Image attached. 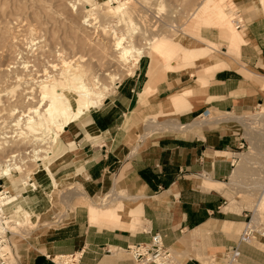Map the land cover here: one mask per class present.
Here are the masks:
<instances>
[{
    "label": "crops",
    "instance_id": "0c3cea01",
    "mask_svg": "<svg viewBox=\"0 0 264 264\" xmlns=\"http://www.w3.org/2000/svg\"><path fill=\"white\" fill-rule=\"evenodd\" d=\"M240 12L251 34L247 62L264 72V0L243 1ZM221 37L231 39L237 49L224 52L226 61L202 70L180 58L172 63L160 59L163 71L158 73L151 65L153 58L141 57L105 104L65 127L49 172H36L35 191L12 185L23 196L8 211L32 225L35 213L44 215L54 207L55 164L64 166L63 177L80 188L72 191V201L78 199L76 191L92 200L112 193L111 200L127 206L116 211L112 210L116 204L91 205L99 206L96 221L116 223L99 227L90 225L91 206L88 215L86 206L75 204L80 213H65L60 226L41 229L24 242L22 264H55L54 257L78 251H83L80 264H134L128 247L150 242L157 232L166 248L182 250L186 264H229L226 253L232 240L224 228L236 216L224 211L228 198L219 189L234 168L227 154H235L242 137L231 125L217 126L229 119L211 122L204 120V113L253 108L264 101V86L256 87L231 66L247 42L245 33L243 41L234 42L226 29ZM163 112H174L173 117L160 115ZM120 219L125 221L119 223ZM205 239L210 244L198 247ZM216 249H224L225 256H215ZM239 250L242 256L236 263L264 264L260 251L244 244ZM121 251L127 252L126 259L120 257Z\"/></svg>",
    "mask_w": 264,
    "mask_h": 264
},
{
    "label": "rangeland",
    "instance_id": "374dc122",
    "mask_svg": "<svg viewBox=\"0 0 264 264\" xmlns=\"http://www.w3.org/2000/svg\"><path fill=\"white\" fill-rule=\"evenodd\" d=\"M77 1L0 0V141H9L4 146L2 145L0 167L6 166L8 162L5 160L9 158L10 154L21 153L20 158L13 161L20 168L11 171L18 183L27 177L35 178V173L44 168L39 165L40 163L32 160V155H26L39 143L34 145L33 140L24 139L23 136L25 135L21 133L27 131L24 126L27 119L26 115H34L32 108L38 105L44 107L46 104V100H42V94H40V80L46 78L47 75L57 76L60 70L65 67L75 66L77 69H82L84 78L91 81L93 85L95 78H99V86L105 91L104 86L109 87L111 85L109 76L105 74L111 72L121 76L120 84L131 76L127 75L126 70L131 67L132 63L124 64L118 59L116 51L113 50L112 41H110L112 35L101 36V32L97 33L92 29L95 28L94 26L84 22L83 8L80 5L74 6ZM82 1L85 4L98 2L97 4L101 6L103 13L110 14L109 19L104 17V23L108 25V28L116 26L118 33L124 34L127 39L125 45L131 42L134 47H140L152 37L155 38V43L160 45L149 49V53L146 55H149L147 60L151 58L157 60L154 62L151 59V65H154L158 73L160 70L163 71L161 62H159L160 59L165 63H172L180 58L185 62V65L195 66L196 71L204 69L206 65L226 61L224 52L231 49L234 53L237 46L234 45L235 43L232 44L231 39L227 40L221 37V33L226 29L232 35L234 33L239 35L238 33H240L243 38L245 33L247 42L242 46L240 56L235 58L231 66L239 69L245 77H249L256 84V87L257 83L264 86V72H259V69L247 62L251 38L248 26H245L241 32L239 29L237 30L232 21L234 12L239 11L241 3L247 0H218L221 10L228 13L224 18L225 20L215 21L212 17L214 13L208 12L191 27H189V20L203 0H114V2L109 3L107 2L111 0ZM198 47H206L207 54H211L204 56L196 50L197 53L191 50ZM80 56L83 57L84 61H81ZM142 58L144 60L146 57ZM72 61L74 63L65 64ZM201 61L205 63L198 66ZM132 67L135 69L136 65ZM192 81H195V77H192ZM117 89L115 88V90ZM110 93L114 94V92ZM109 94L108 97L111 95ZM260 103L262 104L261 107L257 108L259 104L255 103L253 108L245 111L226 110L204 113V120L217 122L216 119L218 118L232 119L230 122H220L217 126H233L234 130L240 133L242 143L244 142V146L241 145L234 151L235 154H227L234 168L230 177L219 189L225 190L228 198L224 211H230L236 216V218H231L234 222H230L232 224L227 223L224 228L225 233L232 240L230 247H239L244 244L264 254V237L258 236L250 243L240 242L245 224L250 219H253V222H256L257 226L264 231V131L249 123V125L242 124L241 119H239L248 116L251 119L256 118L255 121L260 120L257 118L258 115L264 114V101L262 100ZM173 113L163 112L160 115L168 114V118H170L173 117ZM235 117L239 118L236 120ZM17 120L22 123L20 126L15 125ZM63 132L64 130L61 131L62 134ZM20 136H22V140H18L21 138ZM54 149L55 146L53 152ZM53 159L54 154L53 157L48 158V161ZM52 170L58 179V183L55 182V190L51 193L54 207H51L44 215L35 213L33 218L35 224L33 225L29 224L28 220L21 221L22 224H17L16 219H19V215L11 212L12 222L8 225L11 231L9 233L10 256L6 264H22L21 249L24 242L33 238L41 229L60 226L64 222L65 213H80L81 207L75 208V204L86 206L83 210L88 211V215L91 205L101 206V204L106 203V206H112L116 204L114 209L109 208L116 211H124L123 209L127 208L121 201L111 200L112 193L106 194L100 199L92 200L81 197L80 192L76 191L78 199L72 201V191L79 190V186L73 180L68 181L67 177H63L62 173L66 172L64 166H56L55 164ZM2 179L1 177L0 185L3 184ZM8 181L10 187L13 188L11 180ZM5 184L7 185V182ZM107 195L109 196L106 197ZM97 207L91 206L90 208V225L114 227L115 222L96 221L99 217L93 218V212H97L96 216L100 214ZM124 221L120 219L119 223ZM236 221L240 222L237 223ZM209 244V240H201L198 242V247L205 249ZM167 248L170 252L169 264H186L187 256L183 255L182 250H176L174 246H167ZM240 253L241 257V250ZM214 254L218 258L225 256L224 249H216ZM120 257L126 259L128 257L127 252L121 251ZM226 261L228 263L227 258Z\"/></svg>",
    "mask_w": 264,
    "mask_h": 264
},
{
    "label": "bare ground",
    "instance_id": "6f19581e",
    "mask_svg": "<svg viewBox=\"0 0 264 264\" xmlns=\"http://www.w3.org/2000/svg\"><path fill=\"white\" fill-rule=\"evenodd\" d=\"M109 2H114V0L108 1L107 3ZM97 3L96 4H85L82 0H78L74 4V6L80 5L81 8H83L84 14H85L84 22H87L88 24L94 26L95 28H92V29L97 31V33L101 32L102 34L101 36L105 34L112 35L110 41H112V45L114 48L113 50L116 51L118 59L123 61L124 64L132 63L131 67H128L126 70L127 74H131V72L134 70L132 66H135L141 57L148 54L149 49H152L153 47H157L160 44L155 43L156 40L155 38L153 39L152 37V39H149L148 41L144 43V45H141L140 47H134V45L131 42H128L125 45V41L127 39L125 38L124 34L120 35L118 33L119 31L116 28V26L115 27L112 26L111 28H108V25L104 23V17L105 19H109L110 14H108L107 12L103 13L101 6L98 5ZM208 12L214 13L212 17H213V20L215 21L216 20L224 21L225 16L228 14V13H224L221 10L220 3L218 0H203L202 3L197 8V10L193 13L191 20H189L190 21L189 27H191L192 24L194 25L195 22L200 21L201 18ZM114 25H117V24H114ZM238 34L239 35H236L235 33L233 35L231 34L234 37L233 39L234 42L237 40H240V41L243 40L242 35H240V33ZM191 50L193 52L198 51L199 54L204 55V56H209L211 54V53L207 54L206 47H198V48H193ZM190 58H192V56H190ZM80 59H82L81 61H84L83 57L81 56H80ZM72 63L74 62L73 61L66 62L65 64H72ZM249 74L251 73L249 72ZM105 75L109 76L110 82H111V85L109 87L104 86L105 91H103L101 86H99V80H98L99 78L98 79L95 78L94 80L95 84L93 85L91 81L86 80L84 78L82 69H77V67L75 66L65 67L61 69L57 76L47 75V77L44 78L43 80H40V82L38 80V82L40 83L39 84L40 86L39 90L41 91L40 94H42V100L44 101L46 100V104L45 105L42 104L44 105V107L43 106L41 107L38 105L32 108L34 115H26L27 119L25 121L24 126L27 131H24V132L22 131L21 133L22 135H25L23 136L24 139L28 138V140H31V141L33 140L32 141L33 144L39 143L38 146L36 145L37 147L35 146L32 149L33 151L32 160L40 163L39 165L44 167L42 170L49 172V168L51 164H50V161H48V158L53 157V154H54L53 147L58 142V139L60 135L62 134L61 131L65 130V127L67 125L81 118L84 114H86L92 108H97L98 106L102 105L103 102L108 98L109 92L113 93L115 91V88L117 84L119 83L121 76H118L116 73L113 74L111 72ZM176 103H177V100H176ZM236 118H239V117H235V119ZM239 119H241L242 124H247V125H249L250 123L256 122L255 121L256 118L251 119V117L249 118L248 116L245 118H239ZM250 120H253V121L249 122ZM21 124L22 123H20L18 120L15 123L16 126H20ZM7 142L9 141L8 140L0 141V151L3 150V146ZM12 156H16V155L13 154ZM7 161L8 159L5 160V162ZM15 168H20V166H18L17 164L15 165L14 163H9V162L6 163V166L4 168L0 167V177H3L5 181L7 182L8 190H11L10 185L8 184V177L11 180V183L14 186V188H17L18 184L21 185V183L20 182L18 183V181H16L14 176L12 175L11 171ZM257 211L255 210V212ZM93 214H94L93 218L96 219L97 212L95 211L93 212ZM21 221L22 220L18 219L16 220V223L22 224ZM255 224L256 226L258 225L256 222ZM157 262L159 264H169L168 260L162 259V258L157 259Z\"/></svg>",
    "mask_w": 264,
    "mask_h": 264
},
{
    "label": "built area",
    "instance_id": "2783aa9c",
    "mask_svg": "<svg viewBox=\"0 0 264 264\" xmlns=\"http://www.w3.org/2000/svg\"><path fill=\"white\" fill-rule=\"evenodd\" d=\"M233 21L237 29L242 30L245 27V21L243 16L241 15L240 10L234 12ZM261 106L262 104H259L257 108ZM257 119L260 120H257L256 122L250 124L252 126H257L264 131V114L258 115ZM251 121L253 120H250L249 122ZM18 140H22V137ZM242 145L244 146V142L242 143ZM13 154H15L16 156H12ZM13 154L9 155L7 162L13 163L14 160L20 158L19 155L21 153L14 152ZM26 155H33V151L30 150L26 153ZM1 181L3 184L0 185V264H6L10 256L9 233L11 231L9 230L8 225L12 221V214L8 211V207L15 204L19 200V198H22L23 194L17 193L11 187V190H8L7 185L5 184V179L3 178ZM21 187L24 191H35L37 189L36 180L32 177H27L25 180H21ZM258 236L264 237V231L256 226V224L253 222V219H250L245 224V227L240 236V242L250 243L252 240L257 239ZM127 250L131 254L134 264H159L157 262V259L162 258L168 260V257H170L169 249L166 248L163 235L160 232L155 233L152 236L150 242H141L130 245ZM226 254L229 264H234L235 262H237L241 255L238 246L230 247L227 250ZM82 256L83 251H78L68 255L56 256L54 257L53 262L55 264H80Z\"/></svg>",
    "mask_w": 264,
    "mask_h": 264
}]
</instances>
